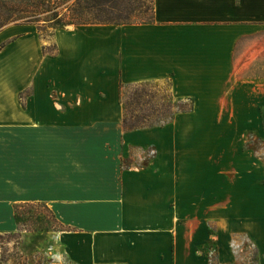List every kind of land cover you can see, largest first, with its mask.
I'll return each mask as SVG.
<instances>
[{"label": "crops", "instance_id": "1", "mask_svg": "<svg viewBox=\"0 0 264 264\" xmlns=\"http://www.w3.org/2000/svg\"><path fill=\"white\" fill-rule=\"evenodd\" d=\"M146 81L192 110L125 129L120 84ZM263 108L264 0H153L151 21L49 39L3 26L0 233L16 204L43 203L64 226L59 264H212L215 246L228 264L240 234L264 264V184L229 151L232 127L264 130Z\"/></svg>", "mask_w": 264, "mask_h": 264}, {"label": "rangeland", "instance_id": "2", "mask_svg": "<svg viewBox=\"0 0 264 264\" xmlns=\"http://www.w3.org/2000/svg\"><path fill=\"white\" fill-rule=\"evenodd\" d=\"M0 20L7 18L3 26L16 23L34 25L40 37L49 39L54 28L66 27L88 22H130L149 20L152 15V0H48L39 5L37 0H2ZM87 5V6H86ZM49 50L54 46L49 43ZM168 82L160 81L157 86H149L150 94L139 105L140 112L150 114L153 119L172 111L173 103L169 99ZM160 111V112H159ZM233 114V113H232ZM249 116V113H248ZM233 120V116H231ZM234 119H238L234 116ZM255 120L254 126L233 129L235 142L230 144V152L244 158L247 169H254L264 184V130ZM230 129H224L227 131ZM226 133V132H225ZM256 180V178H255ZM253 193H248V200ZM246 203H253L247 201ZM248 208V207H247ZM24 211H35L47 223L48 229L38 228L32 223L19 227L17 231L0 233V259L6 264H59L66 262L62 247L56 240L60 231L50 211L41 205L26 207ZM36 229V230H35ZM235 260L228 264H257L256 250L246 235L240 234L232 242ZM212 264L217 262V246L209 249Z\"/></svg>", "mask_w": 264, "mask_h": 264}, {"label": "trees", "instance_id": "3", "mask_svg": "<svg viewBox=\"0 0 264 264\" xmlns=\"http://www.w3.org/2000/svg\"><path fill=\"white\" fill-rule=\"evenodd\" d=\"M48 0H37V4L44 5ZM77 1V0H76ZM97 1V0H96ZM99 1V0H98ZM80 4L81 2L78 0L77 2ZM5 4V1L0 0V5ZM87 6V5H86ZM153 16V0H152V15L149 20L142 21L148 22L152 20ZM7 18L0 20V28L3 27ZM88 23H126V22H110V21H100V22H88ZM130 23V22H127ZM84 24V23H81ZM62 27V26H61ZM46 47L44 46V49ZM159 81H146L140 82L135 84H120L119 90V99L122 104L123 108V118L122 123L123 127L127 130L145 128V127H152V126H163L170 121H172L175 116L182 112L191 111L193 108V100L192 99H178L175 98L170 91V83L168 82V90H169V99L173 102L170 107L174 111L164 114L161 117L154 118L148 113H141L139 109V105L145 101L146 97L152 96L150 94L147 87L149 86H157ZM160 112V111H159ZM262 116L264 122V108L262 109ZM36 205H41L42 207L46 208L50 211L51 215L53 216L54 222L59 225L60 230L64 228V226L55 218L52 211L43 203H20L14 206V217L17 225L19 227H24L28 223H32V225H36L38 228H46L48 229L47 223L41 218V216L36 213L35 211H24L26 207H34ZM36 230V229H35ZM14 233V232H13ZM4 260L0 259V263Z\"/></svg>", "mask_w": 264, "mask_h": 264}, {"label": "water", "instance_id": "4", "mask_svg": "<svg viewBox=\"0 0 264 264\" xmlns=\"http://www.w3.org/2000/svg\"><path fill=\"white\" fill-rule=\"evenodd\" d=\"M72 25H67L66 27H71Z\"/></svg>", "mask_w": 264, "mask_h": 264}]
</instances>
